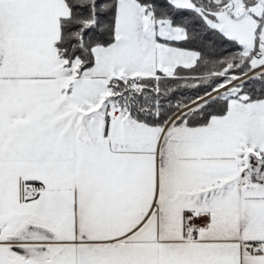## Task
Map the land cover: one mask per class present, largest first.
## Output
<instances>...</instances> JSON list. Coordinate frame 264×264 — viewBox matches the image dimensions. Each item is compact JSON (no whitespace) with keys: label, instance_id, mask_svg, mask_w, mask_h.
<instances>
[{"label":"snow or ice","instance_id":"1","mask_svg":"<svg viewBox=\"0 0 264 264\" xmlns=\"http://www.w3.org/2000/svg\"><path fill=\"white\" fill-rule=\"evenodd\" d=\"M0 264H264V0H0Z\"/></svg>","mask_w":264,"mask_h":264}]
</instances>
